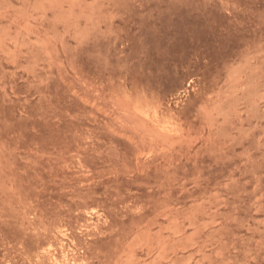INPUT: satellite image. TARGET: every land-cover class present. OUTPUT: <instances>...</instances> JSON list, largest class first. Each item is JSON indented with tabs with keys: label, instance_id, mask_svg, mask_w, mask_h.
I'll return each mask as SVG.
<instances>
[{
	"label": "rangeland",
	"instance_id": "rangeland-1",
	"mask_svg": "<svg viewBox=\"0 0 264 264\" xmlns=\"http://www.w3.org/2000/svg\"><path fill=\"white\" fill-rule=\"evenodd\" d=\"M0 264H264V0H0Z\"/></svg>",
	"mask_w": 264,
	"mask_h": 264
}]
</instances>
